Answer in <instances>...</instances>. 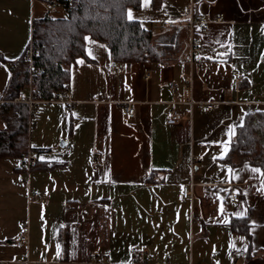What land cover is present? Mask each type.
I'll return each instance as SVG.
<instances>
[{"label": "crops", "instance_id": "obj_1", "mask_svg": "<svg viewBox=\"0 0 264 264\" xmlns=\"http://www.w3.org/2000/svg\"><path fill=\"white\" fill-rule=\"evenodd\" d=\"M42 1L0 0V100L11 97L34 22L67 16ZM129 11L155 36L183 31L180 50L115 63L105 43L86 37L69 67L72 105L39 101L30 111L26 154L37 166L27 170L26 154L0 157V264H129L134 247L153 264H264V175L251 171L264 167L232 152L247 119L264 113V0H142ZM194 17L210 23L196 28L202 44L190 63L181 56ZM185 77L213 110L185 103ZM31 86L32 76L21 93ZM173 109L187 119L168 125Z\"/></svg>", "mask_w": 264, "mask_h": 264}, {"label": "trees", "instance_id": "obj_2", "mask_svg": "<svg viewBox=\"0 0 264 264\" xmlns=\"http://www.w3.org/2000/svg\"><path fill=\"white\" fill-rule=\"evenodd\" d=\"M66 9L65 18L45 17L34 22L33 43L39 48L31 69L25 58L15 63L11 99L26 91L32 76V96L48 101L67 89L69 67L85 55L87 36L105 43L115 63L165 59L179 51L183 31L155 36L140 22L129 21V8L142 0H48ZM35 108V107H34ZM35 110V109H34ZM30 109L24 103H6L0 127V157L24 156L28 151ZM232 152L264 167V113L250 116L239 131ZM37 166V165H36Z\"/></svg>", "mask_w": 264, "mask_h": 264}, {"label": "built area", "instance_id": "obj_3", "mask_svg": "<svg viewBox=\"0 0 264 264\" xmlns=\"http://www.w3.org/2000/svg\"><path fill=\"white\" fill-rule=\"evenodd\" d=\"M31 1L35 2L36 0H31ZM42 4L44 6H47L48 2L42 1ZM51 5H53V6H51V10L55 11L56 5L55 4H51ZM209 23H210L209 20H206L205 18H202V17H198V18L194 17L188 21L187 25H188L189 32H190V38H189V42L187 45V50L181 56V59L183 61L190 62V63L195 62L197 56L200 54V48H201V44H202L199 36L197 35L196 28L198 27L200 30H205ZM164 28L165 29L166 28L167 29H174L175 27L170 25V24H167L164 26ZM38 51H39V48L36 47L32 41V43L30 44V46H29V48L25 54V60H26V62L29 63L31 69H34L33 63H34V59H35ZM118 71H120V68L118 69ZM147 78L149 79V76ZM184 83H185V93L187 95V98L185 100L186 104L190 105L191 108H194V106L196 105L198 108L204 109L206 111H211L214 109V103L213 102L203 103V102H196L195 101V99L193 98V78L192 77H185ZM171 89L172 90L177 89L176 84L174 82L171 83ZM51 100L61 102V103L66 104L68 106L72 105V101L69 99L67 89L65 91H63L62 93H60L59 95H55L54 98ZM95 101L100 102L101 100L97 97V98H95ZM38 102L39 101L35 100L31 94L27 95V94H22V93L14 99H11V98L10 99H1L0 100V117H1V108L6 103L28 104L30 111H32V109L38 104ZM125 110L130 115H133L135 113V108L132 107L130 104L125 105ZM184 119H187L186 116L181 114L178 110L173 109L169 112L167 119H166V123L168 125H176ZM100 155H101V153L97 152L94 154V158H97ZM37 162H38V158L32 152H28L25 155V166H26L28 171H30L33 167H35L37 165ZM26 186L29 187V183H26ZM182 197L184 199L192 202V208H193V210H192V221L194 223L200 222L201 217L197 214V211H195V207L193 205L194 194H193L192 188H190L189 186L184 187ZM30 199H32V200L35 199V200H38L40 202H45V198L43 196H41V194H39V193L30 194ZM234 199H236V197H234ZM28 241H29V227H28V224H24L23 232L21 235V242L27 244ZM140 255H142L144 257V259L139 260ZM133 258H134L133 262H131L129 264H153V262H154V259L151 256V254L148 252V250L144 249L142 251V253L140 254L136 247L133 248ZM94 259H97V258L94 257ZM45 264H55V263L54 262H46Z\"/></svg>", "mask_w": 264, "mask_h": 264}, {"label": "snow or ice", "instance_id": "obj_4", "mask_svg": "<svg viewBox=\"0 0 264 264\" xmlns=\"http://www.w3.org/2000/svg\"><path fill=\"white\" fill-rule=\"evenodd\" d=\"M144 3H145V6H147L149 3H150V0H144ZM127 19L129 20V21H132L133 19H134V17H133V13L131 12V11H129L128 13H127ZM85 39H88V38H85ZM91 54V53H90ZM199 58V57H198ZM210 59H211V57H209ZM5 59H7V58H5ZM234 128H229L228 129V134H229V137L231 136V135H233L234 134ZM228 143H230V139H229V141L227 142V143H225V152L227 151V147H228ZM35 147V146H34ZM246 167H247V165H246ZM228 171L229 172H232V170L231 169H228ZM251 171L252 172H254V173H260V174H262V175H264V173H262L261 172V169H259V168H253V169H251ZM232 175H233V178H237L236 177V174L234 173V172H232ZM57 249H58V253H59V246H57Z\"/></svg>", "mask_w": 264, "mask_h": 264}, {"label": "rangeland", "instance_id": "obj_5", "mask_svg": "<svg viewBox=\"0 0 264 264\" xmlns=\"http://www.w3.org/2000/svg\"><path fill=\"white\" fill-rule=\"evenodd\" d=\"M157 37V36H156Z\"/></svg>", "mask_w": 264, "mask_h": 264}]
</instances>
